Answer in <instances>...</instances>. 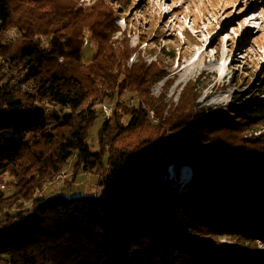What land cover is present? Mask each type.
Instances as JSON below:
<instances>
[{
	"label": "trees",
	"instance_id": "obj_1",
	"mask_svg": "<svg viewBox=\"0 0 264 264\" xmlns=\"http://www.w3.org/2000/svg\"><path fill=\"white\" fill-rule=\"evenodd\" d=\"M114 27L108 12L68 0H0V49L36 85L34 95L21 94L0 69V264H264L257 247L264 245V99L237 94L227 112L208 108L189 120L178 105L166 117L162 98L150 96L163 75L149 81L152 66L129 67L132 50L112 39ZM11 28L24 39L1 45ZM85 28L96 42L90 63ZM38 35L50 36L53 47ZM126 92L142 97L157 123L141 102H122ZM255 92L264 96V89ZM41 102L69 113L49 114ZM113 102L93 152L89 130ZM221 124L232 133H262L241 144L204 137ZM145 127L149 136L133 144ZM71 162L74 177L101 175L100 194H44ZM183 165L194 169L191 182L178 179ZM172 167L176 179L166 177Z\"/></svg>",
	"mask_w": 264,
	"mask_h": 264
},
{
	"label": "rangeland",
	"instance_id": "obj_2",
	"mask_svg": "<svg viewBox=\"0 0 264 264\" xmlns=\"http://www.w3.org/2000/svg\"><path fill=\"white\" fill-rule=\"evenodd\" d=\"M68 1L70 5L85 7L87 10L94 8L95 14L108 12L115 24L114 29L109 31L110 36L113 40L129 44L132 50L128 66L139 63L152 66L149 81L163 75L157 82H153L150 96L155 100L162 98L166 117L178 105L190 112L189 120L193 119L195 113L197 117L203 111L206 114L208 108L227 112L237 94H243L249 99H264L263 95L255 92L264 89V0H130V4L119 6L116 0ZM248 15L254 16L257 21L246 25L245 21L249 22ZM87 29H84V45L87 47L83 49V59L85 63H90L96 53V42ZM63 32L59 31L57 35L61 37ZM24 35L19 29L11 28L3 35L1 45L15 47L24 39ZM50 39L47 35L35 37L36 41L49 49L53 47ZM9 63L17 68L20 75H24L27 70L21 64L16 65L11 55L7 56L0 49L2 72H6V64ZM124 101L131 105L141 102L143 108L147 109L149 119L157 123L154 110H150L142 97L126 92L122 98ZM40 104L43 106L42 102ZM106 105H110L114 112L116 102ZM61 110L65 115L69 113V109ZM113 112L106 115L100 111L89 130L87 142L93 152L99 149L100 128L106 117H111ZM168 128L167 134L172 135ZM185 128L181 126L177 129L182 131V136ZM211 128L215 131H205L204 137L217 136L228 144H241L262 133H232L228 124ZM149 134L150 128L145 127L131 141L133 144L141 143ZM172 141L173 145L177 142L175 135H172ZM251 153L255 161L260 160L257 156L260 155L259 149L254 148ZM166 177L176 179L169 172ZM101 179V175L95 173H78L74 177L71 162L66 170L44 187L43 192L49 196L58 192L67 197L96 195L102 192ZM188 185L186 193L190 188ZM4 190H7V194L10 191L8 187ZM257 247L260 252H264L262 243L258 242Z\"/></svg>",
	"mask_w": 264,
	"mask_h": 264
},
{
	"label": "bare ground",
	"instance_id": "obj_3",
	"mask_svg": "<svg viewBox=\"0 0 264 264\" xmlns=\"http://www.w3.org/2000/svg\"><path fill=\"white\" fill-rule=\"evenodd\" d=\"M249 16L252 17L251 15H248L247 17L249 18ZM250 20H251V18H250ZM256 21H257V18L254 19V22H256ZM249 22H251V21H249ZM27 73H28L27 70L24 73V75H20L18 73V77H17L15 86L23 94L33 95L36 92V85L31 79H28V74ZM32 87H34V88H32ZM42 103L43 104H49L50 108H52V110L54 112H62L60 106L53 105V104H50V103H47V102H42ZM107 106L108 105L105 104V105L102 106V108L107 107ZM104 113L105 114L107 113L106 115L110 114L108 112H104ZM169 173L172 175V177H176V173H175V170H174L173 167L170 168V172ZM193 175H194L193 167L190 166V165H183L181 167L180 174L178 175V179H181V181L183 183H186V182L190 181L193 178Z\"/></svg>",
	"mask_w": 264,
	"mask_h": 264
},
{
	"label": "built area",
	"instance_id": "obj_4",
	"mask_svg": "<svg viewBox=\"0 0 264 264\" xmlns=\"http://www.w3.org/2000/svg\"><path fill=\"white\" fill-rule=\"evenodd\" d=\"M6 65H8L6 67V72H8V75L12 78L13 83L16 84V80H17L19 71L17 70V68H14L11 63L6 64ZM32 88H34V87H32ZM43 108L49 114L53 113V114L59 115L61 117H65L66 116L63 112H54L53 110L51 111L52 108H50L49 104H43ZM103 111L112 114L113 108L110 105H108L107 107L103 108ZM52 124H53V120H50V125H52Z\"/></svg>",
	"mask_w": 264,
	"mask_h": 264
}]
</instances>
